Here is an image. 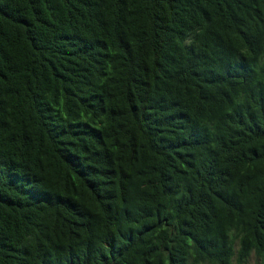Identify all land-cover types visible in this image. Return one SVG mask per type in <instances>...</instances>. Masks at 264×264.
Wrapping results in <instances>:
<instances>
[{"label":"trees","instance_id":"obj_1","mask_svg":"<svg viewBox=\"0 0 264 264\" xmlns=\"http://www.w3.org/2000/svg\"><path fill=\"white\" fill-rule=\"evenodd\" d=\"M264 264V0H0V264Z\"/></svg>","mask_w":264,"mask_h":264},{"label":"rangeland","instance_id":"obj_2","mask_svg":"<svg viewBox=\"0 0 264 264\" xmlns=\"http://www.w3.org/2000/svg\"><path fill=\"white\" fill-rule=\"evenodd\" d=\"M249 264H256V262L252 259Z\"/></svg>","mask_w":264,"mask_h":264}]
</instances>
